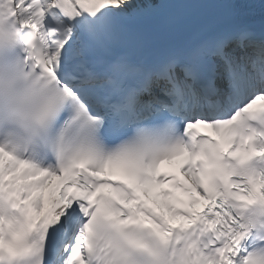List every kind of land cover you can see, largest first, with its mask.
<instances>
[{
  "label": "snow or ice",
  "instance_id": "6c2138e0",
  "mask_svg": "<svg viewBox=\"0 0 264 264\" xmlns=\"http://www.w3.org/2000/svg\"><path fill=\"white\" fill-rule=\"evenodd\" d=\"M177 7L0 0V264H264V0L129 44Z\"/></svg>",
  "mask_w": 264,
  "mask_h": 264
},
{
  "label": "clouds",
  "instance_id": "9594fccd",
  "mask_svg": "<svg viewBox=\"0 0 264 264\" xmlns=\"http://www.w3.org/2000/svg\"><path fill=\"white\" fill-rule=\"evenodd\" d=\"M254 212H255V209H249L248 214H252V213H254ZM257 250H259V249H257Z\"/></svg>",
  "mask_w": 264,
  "mask_h": 264
}]
</instances>
